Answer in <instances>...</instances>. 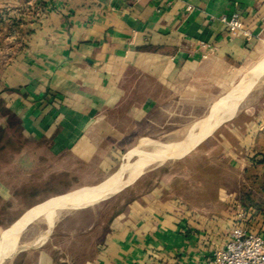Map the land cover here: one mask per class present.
Here are the masks:
<instances>
[{
	"label": "crops",
	"instance_id": "0c3cea01",
	"mask_svg": "<svg viewBox=\"0 0 264 264\" xmlns=\"http://www.w3.org/2000/svg\"><path fill=\"white\" fill-rule=\"evenodd\" d=\"M234 13L249 38L222 23ZM263 57L264 0H0V125L10 115L20 139L0 161L19 165L0 179V216L97 185L165 97L219 63ZM257 80L231 118L118 197L105 225L53 231L7 264H212L235 221L264 237V72Z\"/></svg>",
	"mask_w": 264,
	"mask_h": 264
},
{
	"label": "rangeland",
	"instance_id": "374dc122",
	"mask_svg": "<svg viewBox=\"0 0 264 264\" xmlns=\"http://www.w3.org/2000/svg\"><path fill=\"white\" fill-rule=\"evenodd\" d=\"M261 60L255 63L253 66V61L242 62L236 66L219 63V65L214 68L213 72L206 75L203 79L197 80L191 89L178 90L173 93L172 96L165 97L164 105L153 116L152 122L148 123L146 129V136L141 138L136 145H140L143 142L149 140L168 141L184 137L183 135L188 132L189 128L192 126L193 123L213 113L219 107V104L221 102L228 99L233 92V86H236L240 78L244 77L247 73L251 72V70L258 66ZM201 71L202 69H199L196 72L201 73ZM203 135H200L198 137H201ZM186 153L173 154L164 163L169 161L170 158L180 157L181 155L183 156ZM10 156V153H7L6 157L10 158ZM128 159L129 152L124 154V156L120 160L118 167L121 165V163L126 162ZM160 165L151 166L144 173L140 174L141 176L139 175L131 179L123 186L124 188L119 189L118 191L103 193L99 201L93 203V205L91 206L86 205L85 207L75 208L73 210H67L63 212L58 217L57 221H54V224L52 225L48 235H50L53 231L59 232L60 229L65 232H69L77 228L82 229L93 222H95L98 226H101L103 224L105 225L110 216L120 208V204L117 202L116 199H118V197H122L124 193H128L129 189L134 187V185H136L138 181H140V179L148 177V175L153 178L154 171H156L153 169ZM17 167H19V165L16 164H9L7 166H4L0 171V179L3 182H9L11 180V176L18 173ZM117 168L115 169V171L117 170ZM97 185L84 186L80 188L76 187L78 189H72L74 191L70 190L67 194L49 198L46 201L27 210L22 216L17 218L14 217L15 213L22 214L24 211V205L15 204L13 205L12 210L3 209V216H0V229L2 228L6 230L3 233V239L0 244L2 245L5 240L10 238V236L15 233L16 226L19 221L25 218L33 211H35L36 209H38V206L41 207L42 204H45L46 202H49L51 200L66 199L81 195L86 190L93 188ZM2 223L3 225L1 226ZM35 228L37 230V233L35 231ZM45 228L46 227L43 224L38 226L34 225L32 222L27 224V226L24 228L18 238L17 250L13 253V255L17 251H19V249L48 236L45 235L41 238V234L44 232ZM28 230H32L33 232H29ZM30 234H32L31 236L33 237H31ZM34 234L35 236H37L35 237ZM60 236L66 238L68 235L61 234ZM9 260L10 258L5 259L1 264H7Z\"/></svg>",
	"mask_w": 264,
	"mask_h": 264
},
{
	"label": "bare ground",
	"instance_id": "6f19581e",
	"mask_svg": "<svg viewBox=\"0 0 264 264\" xmlns=\"http://www.w3.org/2000/svg\"><path fill=\"white\" fill-rule=\"evenodd\" d=\"M263 72L264 58L258 66L238 81L228 99L221 102L219 107L213 113L193 123L188 132L185 135H183L184 133L182 134L184 137L168 141L149 140L140 145L134 146L129 150V159L127 161L125 160L126 162L121 163L115 172L110 174L97 186L90 188L81 195L75 197L51 200L20 220L16 226L15 233L5 240L0 247V264L5 259L11 258L13 253L17 250L18 238L30 222L36 226L43 224L46 227L41 234V238L48 235L54 221H57L58 217L63 212L85 207L86 205H93V203L99 201L103 193L118 191L127 182L144 173L151 166L163 163L184 143L212 131L222 122L231 118L235 114L241 100L245 98V95L251 87H253L254 83ZM36 228L35 231L37 233ZM29 232L33 231L30 230ZM31 235L32 234H30V236Z\"/></svg>",
	"mask_w": 264,
	"mask_h": 264
},
{
	"label": "built area",
	"instance_id": "2783aa9c",
	"mask_svg": "<svg viewBox=\"0 0 264 264\" xmlns=\"http://www.w3.org/2000/svg\"><path fill=\"white\" fill-rule=\"evenodd\" d=\"M221 21L230 33L246 38L251 36L238 14L222 17ZM211 263L264 264V237L235 221L223 249L213 254Z\"/></svg>",
	"mask_w": 264,
	"mask_h": 264
},
{
	"label": "trees",
	"instance_id": "16d2710c",
	"mask_svg": "<svg viewBox=\"0 0 264 264\" xmlns=\"http://www.w3.org/2000/svg\"><path fill=\"white\" fill-rule=\"evenodd\" d=\"M17 126L8 115L6 122L0 125V161L4 160L8 152L15 145L20 144V139L15 136Z\"/></svg>",
	"mask_w": 264,
	"mask_h": 264
}]
</instances>
